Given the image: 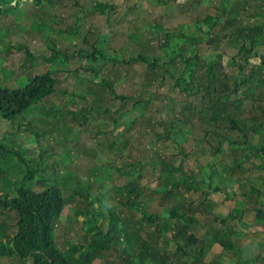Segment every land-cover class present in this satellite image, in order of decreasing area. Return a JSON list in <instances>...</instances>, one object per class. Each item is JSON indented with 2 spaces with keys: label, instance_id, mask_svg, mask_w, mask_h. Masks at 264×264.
<instances>
[{
  "label": "rangeland",
  "instance_id": "obj_1",
  "mask_svg": "<svg viewBox=\"0 0 264 264\" xmlns=\"http://www.w3.org/2000/svg\"><path fill=\"white\" fill-rule=\"evenodd\" d=\"M222 1L224 10L219 8ZM261 1L247 0L243 2L244 6L238 5L243 17L242 26L264 25V16L253 17L257 9L262 10ZM96 2H106L113 7L100 13L94 8ZM229 6L231 0H58L53 8L24 2L20 8L16 2L9 4L6 15L0 17V85L2 83L16 88L22 83L20 86H24L35 74L51 68L57 70L56 75L60 78L57 94L35 104L19 116L15 124L2 118L0 114V136L14 137L23 148V157L34 158L32 167L37 168L38 172L27 186L38 191L48 186L61 187L65 197L69 198L73 194H79L81 189L85 193L91 187V191L101 192L110 198L111 207L116 212H123L128 217L137 216L121 205V202L137 197L149 212L165 219L171 208L179 205V200L164 198L158 191L154 192L159 183L160 166L153 165L157 159V150L153 151L151 159L147 156L152 148L150 139L155 137L153 130L165 127L170 137L163 143H157L159 154L166 152L171 159L176 156V165L183 162L185 169H193L196 179L202 181L203 176L209 172L208 162L213 154L208 150L204 139V130L207 128L200 125L199 117L192 110L196 101L183 92L179 93L177 88H171V81L167 76L164 82L161 81L160 68L152 72L141 62L125 63V60L142 54L149 58L156 57L161 62L165 58L164 49L168 47H173L176 52L186 50L185 53L194 49L200 57H211L214 49H217L222 56L223 65L227 67V74H230L236 69L227 65L228 57L234 54L237 46L224 39H220L216 45L206 43L203 32L196 30L195 26V22L208 15L222 17L225 22L227 17L224 11ZM158 25L161 31L152 32L151 28ZM215 30L222 37L224 31L221 23H218ZM230 32L228 30L224 34ZM195 33L199 36V41L193 48L189 38ZM54 41L62 52L67 53L66 61L62 54L50 62L43 57L52 55L49 48ZM26 42L31 53L26 49ZM94 47L101 51L118 52L122 62L106 61L102 57L95 61L90 54ZM79 50L87 54L74 55ZM258 52L264 56V48H260ZM31 54L34 56L30 58ZM87 66L90 69L94 67L96 72L87 71ZM255 75L264 78L263 74ZM148 77H153V81L146 83ZM102 81H111L120 95L147 99L148 107L144 116L129 132H123L124 125L114 128L111 118L121 114L116 112L118 102L111 105L104 101V106L109 105L112 109V113L106 112L104 116L98 110L91 111L94 94L90 91L103 94L106 90ZM263 90L264 81L259 88L260 92ZM256 96L259 98L261 94L256 93ZM129 107L126 106V109ZM172 123L174 125L171 127ZM177 130L181 131L178 136L175 135ZM218 134L227 137L230 142L242 140L236 131L219 130ZM117 136L119 142L113 149L118 151L110 150L108 145ZM127 142L134 149V156L130 158L121 154L124 151L123 145ZM223 148L220 154L223 160L218 167L221 170V167L228 166L229 169L223 171L228 180L233 176L242 178L250 172L248 170L242 175L243 171L231 168V159L240 147L227 146L225 143ZM183 154L187 157L184 158ZM134 157L142 159L137 170L126 165ZM21 164L23 163L17 157L15 163H9V168L3 169L9 170V176L14 180L20 173ZM251 171L252 178H256L257 172ZM128 172L136 177L138 189L135 193L123 188ZM180 178V173H172L170 182ZM6 193L7 186L1 184L0 198ZM226 196V193L211 194L209 198L215 203L213 211H207L204 215L201 212L193 214L200 221V227L207 229L206 222L214 217V213L227 215L236 206L239 197ZM198 198L196 194L186 196L188 202L195 201L196 205L209 204L204 198ZM85 202L81 195L76 196L56 228V240L63 250L69 249L75 242L85 244L83 217L75 215V209H84ZM254 218L253 210L244 212L246 226L236 224V229L243 230L244 235L233 238L243 249V258L253 262L255 254L264 255L263 227L248 225L254 223ZM215 257H222L226 264L237 263L231 254H222V247L219 245L209 252L206 259L211 261ZM114 260L107 256L101 263L114 264ZM0 264L15 263L3 259ZM258 264H262V261Z\"/></svg>",
  "mask_w": 264,
  "mask_h": 264
},
{
  "label": "trees",
  "instance_id": "obj_2",
  "mask_svg": "<svg viewBox=\"0 0 264 264\" xmlns=\"http://www.w3.org/2000/svg\"><path fill=\"white\" fill-rule=\"evenodd\" d=\"M15 2L18 8L22 2L53 8L58 0H0V17L5 16L9 4ZM243 2L247 0H231V6L224 11L227 17L225 22L216 15H208L195 22L196 30L203 32L206 43L216 45L220 39H224L237 46L234 54L228 57L227 65L236 69L230 74H227V67L223 65L222 56L217 49H214L211 57H200L194 49L193 53H185L186 50L176 52L173 47H168L164 49L165 58L161 59L162 63L156 57L149 58L142 54L125 60V63L141 62L151 71L160 68L161 81L164 82L167 76L171 81V88H177L179 93L183 92L196 101L192 110L199 117L200 125L207 128L204 130V139L208 150L213 152L208 162L209 172L203 176L202 181L196 179L193 169H185L183 162L176 165V156L171 159L166 152L159 154L157 143H163L170 137L165 127L153 130L155 137L150 139L152 148L147 156L151 159L153 151L157 150V159L153 165L160 166V173L154 192L158 191L164 198H177L179 205L173 206L169 215L162 219L160 215L149 212L137 197L128 198L121 205L137 216L128 217L123 212H116L111 207L110 198L101 192L91 191V187L86 189L89 191L84 193L81 189L79 194H73L69 198L65 197L61 187L48 186L38 191L27 186L38 172L37 168L32 167L34 158L23 157V148L14 137L0 136V185L5 184L8 188V193L0 198V260H11L15 264H102L104 257L111 256L115 259L114 264H226L222 257H215L211 261L206 259L209 252L219 245L222 247V254H231L236 259V264H258L260 260L264 264V255L261 253L255 254L254 262L244 259L243 249L233 240L244 235L243 230L236 229V224L246 226L243 214L247 210L255 212L254 223L248 225H258L264 229V90L259 91L264 78L255 75H264V56L258 52L260 48H264V25L242 26L243 17L239 6H244ZM222 3L219 8L224 10V2ZM261 3L262 10L257 9L254 18L264 16V0ZM112 7L106 2L94 4L95 10L100 13ZM218 23L222 24L224 33L228 30L231 32L222 33L221 37L215 30ZM151 31L159 33L160 26L151 28ZM196 33L189 38L193 48L199 41ZM28 45L26 42V49L31 53ZM49 50L52 55L43 56L49 62L57 59L59 54H62L64 61L68 59L67 53L61 51L56 41ZM77 54L85 56L87 53L79 50L74 55ZM90 54L95 61L102 57L106 61L122 62L118 52L101 51L94 47ZM32 56L34 55L31 54L30 58ZM81 68L84 69L83 66ZM86 69L96 72L94 67L90 69L87 66ZM56 72L51 68L37 73L24 86H20V83L16 88L1 83L2 118L15 124L17 118L35 104L56 95L60 82ZM146 81L152 82L153 77H148ZM102 82L106 90L103 94L90 91L94 94L91 111L98 110L104 116L106 112L112 113L109 105L104 106V101L111 105L118 102L116 112L121 114L111 118L114 128L124 125L123 132H129L144 116L148 107L147 99L120 95L111 81ZM256 93L261 96L258 98ZM126 106L130 107L126 109ZM173 125L172 123L170 126ZM219 130L236 131L242 140L230 142L227 137L218 134ZM180 132L177 130L175 135L178 136ZM118 142L119 136L109 143L110 150L118 151L113 149ZM225 143L227 146L240 147L231 159V168L243 171L242 175L250 170L244 177L233 176L228 180L223 174L225 169H229L228 166L219 170L218 164L223 160L220 154ZM131 145L125 143L121 154L133 157L134 149ZM120 148L119 146L118 149ZM17 157L23 164L19 175L13 180L9 176V170L3 168H9L8 164L15 163ZM183 157L187 155L183 154ZM141 161L140 157H134L126 165L137 170ZM251 170L257 172L254 179ZM177 172L181 178L170 182L171 174ZM126 175L128 178L124 181L123 188L135 193L138 189L136 177L132 172ZM217 193H226V198L238 196L239 199L227 215L214 213V217L206 222L207 229L202 228L193 214L201 212L204 215L207 211H213L215 203L209 196ZM195 194L199 196L198 200L204 198L209 204L202 206L203 203L196 205L195 201L188 202L186 196ZM78 195L86 201L84 209H75V215L83 217L85 244L75 242L69 249L63 250L56 240V228L65 210Z\"/></svg>",
  "mask_w": 264,
  "mask_h": 264
}]
</instances>
